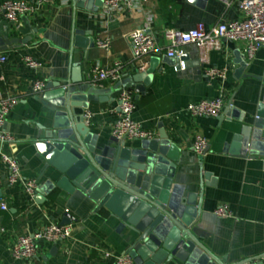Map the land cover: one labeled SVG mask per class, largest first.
Segmentation results:
<instances>
[{
    "label": "crops",
    "instance_id": "0c3cea01",
    "mask_svg": "<svg viewBox=\"0 0 264 264\" xmlns=\"http://www.w3.org/2000/svg\"><path fill=\"white\" fill-rule=\"evenodd\" d=\"M4 1L0 0V6ZM137 2L133 11L112 14L104 3L98 6L96 0L86 1L82 7L70 0L65 6H46L17 24L6 22L0 13V39L27 41L19 46H0V56L6 57L5 62H0V92H11L19 99L6 123L15 143L5 145L3 150L18 161L24 178L37 179L40 187H44L52 169H45L44 157L28 139L36 134L39 125H47L56 107L44 100V93L32 94V82L39 79L46 85L61 82L72 85L74 91L85 89L90 96L88 109L78 112L81 117L86 112L91 114L88 126L99 135V146H108L114 139L115 112L121 93L128 90L136 103L133 119L153 132L155 140L165 131L180 149L174 185L183 188L182 194H195L201 203L194 235L212 254L227 259L228 264L250 260L264 264V259H259L264 257V148L253 156L252 150L241 154L233 144L234 136L243 126L239 121L244 120L245 112L257 107L263 96L264 49L247 61L244 43L223 41L221 50L210 51L203 59L202 51L187 45L182 48L183 60L168 62L163 39L166 29L189 32L199 23L212 27L241 19L238 4L228 7L220 0ZM148 17L162 50L143 62L144 71L151 69L153 61L156 66L141 93L137 87L143 84L135 83L134 77L143 72V64L132 56L130 35L144 27ZM73 29L85 32L93 39V46L88 50L72 49ZM103 35L112 38L109 51L95 46L96 39ZM22 56L33 57L43 66L34 73L23 65ZM116 61L123 65L122 79L92 88V68L95 65L109 68ZM241 61L248 65L237 75ZM208 68H228L226 80L209 81L205 77ZM221 95L225 107L217 118L193 117L186 111L191 104ZM230 105L227 116L224 112ZM196 135L205 137L209 143L202 157L193 149ZM141 142L126 141V144L136 148ZM44 197L41 205L30 203L20 185H9L6 166L0 160V264H27L11 253L15 239L50 223L62 225L66 215L72 228L71 237L56 245L40 243L36 264H113L116 257L126 255L133 242L130 232L119 229L120 222L105 209L97 210V204L88 196L55 189ZM220 207H227L232 217L217 218L214 211ZM2 229L5 233H1Z\"/></svg>",
    "mask_w": 264,
    "mask_h": 264
},
{
    "label": "water",
    "instance_id": "95a60500",
    "mask_svg": "<svg viewBox=\"0 0 264 264\" xmlns=\"http://www.w3.org/2000/svg\"><path fill=\"white\" fill-rule=\"evenodd\" d=\"M73 1L82 7L88 0ZM96 3L103 5L104 0ZM26 42L0 39V46ZM93 44L85 32L73 29L72 49L88 50ZM172 60L168 58V62ZM247 65L239 62L237 75ZM155 66L153 61L150 70L138 72L134 77L135 83L143 84L137 87L141 93ZM89 98L85 89L74 91L70 84L46 85L44 100L56 107L54 117L48 119L46 126L39 125L36 134L28 139L44 157L45 169H52L48 183L39 189L36 204H43L44 195L55 189L88 196L97 204V210L105 209L120 222L119 229H128L133 242L126 254L135 264H228L227 259L212 254L193 233L201 203L195 194H182L183 188L174 185L180 149L168 134L161 131L158 139L142 141L136 148L116 139L110 140L108 146H99V135L78 112L88 109ZM231 106L225 115H230ZM239 122L243 126L234 136L233 144L241 154L252 150L253 156L258 155L264 148V91L257 107L245 112L244 120ZM66 217L62 225L70 224ZM240 264L256 263L250 260Z\"/></svg>",
    "mask_w": 264,
    "mask_h": 264
},
{
    "label": "built area",
    "instance_id": "2783aa9c",
    "mask_svg": "<svg viewBox=\"0 0 264 264\" xmlns=\"http://www.w3.org/2000/svg\"><path fill=\"white\" fill-rule=\"evenodd\" d=\"M230 7L237 3L241 12V19L227 23H220L212 27H207L203 23L196 25L189 32H181L175 29H166L163 32V39L166 42L165 52L170 59H181L183 56L182 48L193 45L202 51L203 59L207 53L213 50H221L223 41L230 43H244V51L247 61H251L255 54L264 49V0H220ZM70 0H6L0 6V13L3 19L12 24L19 23L22 19L37 15L46 6L68 5ZM105 8L108 13L120 14L130 12L137 8V0H104ZM151 18L146 19L144 27L135 30L130 35L131 53L135 61L143 64L141 70L145 68V58L161 51L157 40V35L152 31ZM112 45V38L103 35L95 41L98 49L109 51ZM6 57L0 56V62H5ZM21 62L30 71L36 73L43 64L41 61L30 57L22 56ZM182 68L185 66L182 63ZM228 68H208L205 70V77L209 81L226 80ZM123 65L116 61L109 68L95 65L92 68L90 84L96 89L104 82L117 83L122 79ZM46 83L35 79L32 82L31 92L39 96L44 93ZM222 93L224 89L222 88ZM19 99L11 92H0V160L4 163L7 170L8 183L11 186L20 185L30 203L35 202L39 192L40 184L37 179L24 178L18 161L3 150L5 145L12 146L15 143L14 137L6 130L7 118ZM225 107V99L221 95L215 99L202 100L191 104L186 111L193 117L217 118ZM136 103L132 93L124 90L119 98V107L115 112L116 119L112 127L114 139L122 141L152 140L154 133L144 129V127L133 119ZM86 125L90 124L91 114H84ZM208 140L200 135H196L193 141V149L200 157L204 156L208 150ZM3 210H7L2 205ZM217 218H231L232 213L227 207H220L214 211ZM1 233H5L2 229ZM72 235L70 225L50 223L43 229L29 235L18 236L12 244L11 253L14 258L24 261L27 264H36L40 257V243L56 245L61 241L69 239ZM113 264H135L130 255L118 256Z\"/></svg>",
    "mask_w": 264,
    "mask_h": 264
}]
</instances>
